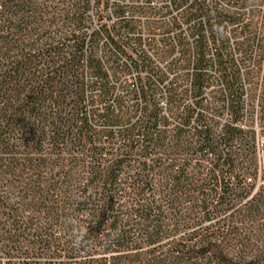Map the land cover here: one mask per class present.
Listing matches in <instances>:
<instances>
[{
	"label": "trees",
	"instance_id": "obj_1",
	"mask_svg": "<svg viewBox=\"0 0 264 264\" xmlns=\"http://www.w3.org/2000/svg\"><path fill=\"white\" fill-rule=\"evenodd\" d=\"M180 8L160 25L129 17L143 6L0 0V264H233L218 228L250 240L236 225L264 217V33L206 0L159 9ZM168 25L190 29L184 58L157 63L132 37Z\"/></svg>",
	"mask_w": 264,
	"mask_h": 264
},
{
	"label": "rangeland",
	"instance_id": "obj_2",
	"mask_svg": "<svg viewBox=\"0 0 264 264\" xmlns=\"http://www.w3.org/2000/svg\"><path fill=\"white\" fill-rule=\"evenodd\" d=\"M104 3H107L108 7H111L113 4H120V5H132V6H143L146 7L147 12H143L142 14H133L129 17L134 18L135 20H139L141 22H152V23H168L172 17L180 18L182 14V9L173 10L170 13H166L165 11H161L159 8L161 6L170 5L174 1L177 0H102ZM187 3H191L194 0H185ZM207 3L209 2L212 7H223L227 10V13L233 14L237 16L241 22L243 23H252L254 24L253 27L251 26L249 30L250 36L253 35V37H258L259 35H262L264 33V23L262 21V15H264V0H253L248 1L243 4H236L233 2V0H206ZM103 15H105L108 18V25L110 27L112 26L111 23L116 21V18L112 16L109 12H104ZM212 16L214 17V12H212ZM92 29L97 30L98 24H94L92 26ZM226 37L228 39L227 43H243V38L245 37V33H243L239 26L237 25H229L225 28ZM190 34V29L187 26H178L177 28L171 27L170 25L165 27L160 26H154L151 29H141L136 32L132 38H137L140 36L143 40L139 45L144 49L146 52V57L149 59L159 63L164 60H176V61H182L184 56L181 55L180 50L175 47L179 45L180 43H174V41H179L181 37H184L188 39ZM111 36H114L115 39L117 38L114 34V32H111ZM145 39V40H144ZM121 43L117 44H127L128 46H131L133 44L138 43H122L120 38L118 39ZM133 41V40H132ZM189 43L192 41V37L189 40H186ZM244 43H258L255 41H247ZM264 43V42H259ZM109 44H113L109 41H102L100 45L109 46ZM149 45H151L153 50L149 48ZM174 46L175 49L170 53L168 56H164L162 54V50L166 48V46ZM160 52V53H159ZM158 53L160 55H158ZM99 55H104V49L100 50L98 52ZM209 56L211 57L212 51H208ZM256 53L254 48L251 49V51L246 55V69H251L252 67V61L255 57ZM131 56L136 59L138 58L134 53H131ZM164 56V59H162ZM239 56L238 53H236V57ZM129 58V53L122 54L118 53L116 54V59H118L120 62H125ZM180 72L183 73V70ZM98 108H101V106H98ZM257 110H254V114L256 115ZM258 131L261 132L264 130L263 125H257L255 126ZM263 149L261 151L262 156L264 157V143L260 145ZM264 184V173L260 175L259 184ZM257 191V186L253 189L252 193L250 194V197ZM261 210L264 213V204L261 205ZM210 222H207L205 225H209ZM221 226V224H220ZM237 227L243 228L248 227V230H252L251 233L246 232L250 240L246 241L243 238V234L236 235L232 240L226 242L225 240H229V238H226L224 230L219 227L216 231L218 235V241L217 243L220 245V247L226 251H230V255L233 258V264H264V217L262 219H259L255 222H248L244 225H236ZM243 226V227H242ZM259 228V229H258ZM208 233H212V230ZM228 245V247H227ZM231 247V248H230ZM207 255V254H206Z\"/></svg>",
	"mask_w": 264,
	"mask_h": 264
},
{
	"label": "built area",
	"instance_id": "obj_3",
	"mask_svg": "<svg viewBox=\"0 0 264 264\" xmlns=\"http://www.w3.org/2000/svg\"><path fill=\"white\" fill-rule=\"evenodd\" d=\"M174 43H176V42L174 41ZM185 43H189V42L186 41ZM191 43H194V42L191 41ZM255 129H256V131H258L256 127H255ZM263 143H264V138L261 137V138L257 139L256 156H257V164H258L259 175H261L262 173H264V157L261 154V151L263 149L260 146ZM258 184H259V181H258Z\"/></svg>",
	"mask_w": 264,
	"mask_h": 264
}]
</instances>
